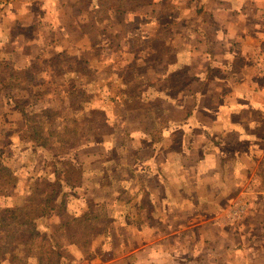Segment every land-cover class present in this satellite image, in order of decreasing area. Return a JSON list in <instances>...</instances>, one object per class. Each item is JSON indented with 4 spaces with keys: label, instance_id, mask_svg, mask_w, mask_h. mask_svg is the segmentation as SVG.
<instances>
[{
    "label": "crops",
    "instance_id": "1",
    "mask_svg": "<svg viewBox=\"0 0 264 264\" xmlns=\"http://www.w3.org/2000/svg\"><path fill=\"white\" fill-rule=\"evenodd\" d=\"M15 1L0 5V45L16 46L21 62L37 61L34 47L51 45L54 54L47 58L55 61H79L81 52L97 53L96 58L113 47L126 63L135 56L138 64L157 63L155 70L145 72L149 79L143 86L156 101L145 103L151 113L142 110L145 119L139 132L130 133L133 149L125 161V169L153 176L155 182L128 185L129 197L114 201L137 210L126 216L135 236L143 239L129 254L142 259L136 264H195L199 254L207 259L216 253H264L253 242L234 247V233L224 231L228 223L264 212V0H21V6ZM83 1L87 12L80 9ZM104 14L101 28L110 31L111 41L92 42L81 32L84 18ZM25 28L39 36L31 38ZM117 28L132 35L144 51L136 52L127 38L117 40ZM46 30L53 33L50 40L40 36ZM70 31L77 34L76 41ZM22 45L31 48L29 57L22 55L25 48L19 51ZM106 139L90 142L84 151L74 146L64 161L75 173L88 165L104 179L123 163L113 149L105 157L101 150L106 147H94ZM137 140L149 149L136 147ZM37 147L31 148L33 157L45 151ZM87 156L100 159L92 163ZM72 185V190L80 185L87 189L77 180ZM102 189L99 183L97 190ZM73 195L64 206L78 213L73 207L84 208L86 196ZM117 216L110 212L108 219L116 221ZM259 222L264 232V219Z\"/></svg>",
    "mask_w": 264,
    "mask_h": 264
},
{
    "label": "rangeland",
    "instance_id": "2",
    "mask_svg": "<svg viewBox=\"0 0 264 264\" xmlns=\"http://www.w3.org/2000/svg\"><path fill=\"white\" fill-rule=\"evenodd\" d=\"M13 1L0 0V5ZM15 2L21 6V0ZM80 9L87 12L86 1L81 3ZM81 17L84 15L79 16L80 22ZM103 17L107 15L93 17L92 20L84 18L85 28L81 32L92 42L111 41L110 31L101 28L105 26L104 23L101 25ZM44 19L48 23V17ZM117 30L120 31L119 28ZM22 31L31 38L39 36L38 32L26 28ZM50 33L46 30L40 36L50 40L53 37ZM69 35L74 41L78 39L75 31H70ZM24 36L22 38L27 40ZM125 38L136 52L144 51L145 48L122 29L116 39L122 42ZM84 43L81 33V45ZM23 48L22 55L27 54L29 57L31 48L22 45L19 51ZM51 48V45L36 46L34 55L38 60L21 62L16 46L0 45V218L13 213L21 214L25 231L14 236L13 232L17 229L15 222L6 227H3L5 223L0 225V264L139 263L142 261L140 257L129 254L139 247L143 239L135 236L132 231L135 227L131 226L133 222L126 217L128 211L136 215L137 210H131V207L123 204L115 206L114 201L117 204L119 200L123 202L129 197L125 190L128 185H143L142 180L145 183L155 182L153 176L146 177L125 169V161L133 149L130 133L139 132L137 130L141 129L145 119L143 116L151 113L145 103L156 101V95L149 94L151 99L148 98L145 93L148 91L143 90V86L148 83L145 79H149L145 72L155 70L157 63L138 64L136 56L133 62L126 63L120 59L121 52L113 47L110 52L106 49L99 51L96 58L93 56L97 53L90 55L81 52L79 61L76 58L55 61L47 58L52 56ZM156 56L153 55V61ZM131 100L134 103H130ZM105 137L106 140L97 142L94 147H106L101 150L105 157H109L106 152L113 149L114 157H120L119 160L123 162L119 164L120 167L112 168V172L109 170L104 174V179L103 173H92L88 165L86 169L80 166V173H75L76 169L70 166L65 156L75 150L74 146L80 145L81 151H84L90 142L93 144L96 139ZM110 137L112 142L107 141ZM141 142L137 140L135 146L149 149L150 145ZM35 145L45 151L37 152L33 157L29 153ZM51 153L56 154L54 156ZM87 158L92 163L100 159L94 160L93 156ZM76 180L87 186V192L81 190V185L78 190L71 189ZM99 183L103 185L102 190H97ZM73 192L79 197L86 196V199L83 198L87 200L84 208L73 207V210H80V215L76 211L67 212L64 206L71 203ZM70 193L72 197L67 198ZM108 209L118 214L116 221L108 219ZM91 211H96L100 218L90 224V229L86 228L87 223L84 225L74 221ZM263 213L247 214L246 218L236 219L237 222L224 227V231L234 233V247L240 243L253 242L255 246L252 247L258 249V253L264 250V237H258L259 233H264L260 232L259 222V219H264ZM10 235L13 237L10 238ZM68 235H74L79 243H71ZM240 235L250 236L240 238ZM51 248L54 254L48 257L45 251ZM252 254L216 253L207 259L212 264H225L226 257L232 264L264 263V253ZM205 256L199 254L194 259L195 264H207Z\"/></svg>",
    "mask_w": 264,
    "mask_h": 264
},
{
    "label": "trees",
    "instance_id": "3",
    "mask_svg": "<svg viewBox=\"0 0 264 264\" xmlns=\"http://www.w3.org/2000/svg\"><path fill=\"white\" fill-rule=\"evenodd\" d=\"M100 217H98L97 215H96V211H91L90 213H86L83 217H81V218H77V219H74V221H77L78 223H81V224H84L85 225V223H87L86 224V228L88 229H90V224L93 222V221H96V220H98ZM102 218V217H101ZM103 219V218H102ZM11 222H15V224H16V226H17V229L13 232L14 233V236L15 235H20V234H22V233H24L25 231H24V229H23V225H24V221L22 220L21 221V214H15V213H13V214H9L8 216H5V217H1L0 218V225H2V224H4L5 223V225L3 226V227H6V226H9V224H11ZM67 227H69V226H67ZM14 230V229H13ZM70 234V233H69ZM10 238H12L13 237V235H10L9 236ZM29 237H30V239H31V237H32V235L30 234L29 235ZM15 238V237H14ZM68 239L70 240V241H72L71 243H73V244H78L79 243V241L74 237V235H68ZM8 246H10V245H8ZM51 247H53V248H55L54 247V245H52ZM53 248H51V249H46V255L48 256V257H51V255L52 254H54V249Z\"/></svg>",
    "mask_w": 264,
    "mask_h": 264
}]
</instances>
